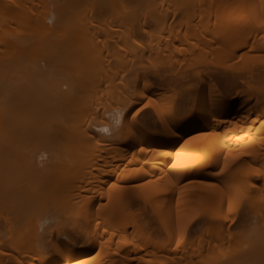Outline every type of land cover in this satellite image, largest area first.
Instances as JSON below:
<instances>
[{"label":"bare ground","instance_id":"1","mask_svg":"<svg viewBox=\"0 0 264 264\" xmlns=\"http://www.w3.org/2000/svg\"><path fill=\"white\" fill-rule=\"evenodd\" d=\"M222 1L0 0V264H264V0ZM212 17L228 32L210 33ZM192 37L189 53L214 42L233 68L225 93L204 80L178 106L140 70L118 106L83 97L113 79L93 75L100 42L134 43L122 59L142 67ZM244 46L259 58L229 61ZM140 101L150 109L132 114ZM85 113L100 121L76 122ZM189 133L200 148L170 162ZM49 206L84 216L45 245Z\"/></svg>","mask_w":264,"mask_h":264},{"label":"rangeland","instance_id":"2","mask_svg":"<svg viewBox=\"0 0 264 264\" xmlns=\"http://www.w3.org/2000/svg\"><path fill=\"white\" fill-rule=\"evenodd\" d=\"M168 1V0H167ZM228 0H223L222 2L227 3ZM221 2V0H220ZM229 2H232L231 0ZM167 3V2H166ZM168 6V3L166 4ZM136 15L138 16V21L136 25L138 28L142 27L144 17H145V10L144 8L140 9L138 12H136ZM194 20L196 18H193ZM216 18L212 17L208 22V31L210 33H217V32H228L229 28V23L227 21L225 22H218V20H215ZM193 20V21H194ZM176 24L177 27L179 26V21L177 22L175 19V22L173 21V24ZM172 24V25H173ZM176 25H173L176 27ZM174 27V28H175ZM129 29V26L126 25V27H122L121 29H118L119 32L122 31H127ZM182 29H184V26H182ZM213 30V31H212ZM194 38H190L187 42L184 44L181 43L180 41H177L174 44L171 43L166 46L165 50L161 54H155L154 56L150 57L149 60L144 61L143 66L138 62L131 63L127 59L124 61L122 59V55L125 53L124 49L127 48V50L130 51L131 46L134 43H130L123 48H121V43H116V42H110L109 44L104 45L102 42L99 43V46L96 47V53L92 55L93 59H100L103 61L102 65L99 70H96L93 72V75L96 77H101V78H106V77H113V79H109V81L104 82L102 85L101 91L97 88L90 89L84 93V98L90 103V105H94L97 101H106L110 102L113 105H119L123 102L122 95H123V88L125 87L126 84L128 83H133L135 74L138 71H146L150 79L155 85H158V90L156 91H151L150 96L154 97H161V100H168L169 102H175L179 105H185V104H192L195 103L196 97H195V91L196 88L200 85V83L204 80L210 81L219 91L222 93L226 92V85L229 80V78L232 75L231 70L233 71L232 67H228L230 70H228L225 65L219 64L218 63V52L219 48L216 47V43L214 42H209L207 44H201L200 47L196 48V52L194 54L189 53L188 51L191 50L192 48V41ZM217 48V50H216ZM249 48V49H248ZM215 50L218 51L215 53ZM244 50H248V54L243 55L246 52ZM256 49H251L248 46L242 47L240 50L236 51L235 54L233 55V58L229 61H235L240 59V61H248L249 58L251 57V54ZM217 54V55H216ZM258 54V51H257ZM257 54H254L255 58H259ZM250 55V57H249ZM256 55V56H255ZM217 56V57H216ZM260 56V55H259ZM249 57V58H248ZM254 57L250 58L255 59ZM248 58V60H247ZM262 58V57H261ZM260 58V59H261ZM219 59H221L219 57ZM223 59V58H222ZM222 59L219 61L221 62H226L222 61ZM173 60V61H171ZM218 60V61H217ZM169 61L174 64V70L172 72V75H174V79H166L161 76L160 69L164 67ZM228 61V60H227ZM228 61V62H229ZM250 61V60H249ZM238 62V61H235ZM258 62V61H256ZM170 63V62H169ZM224 64V63H223ZM230 64V63H229ZM228 66H232L235 64H230ZM76 70V72H75ZM72 72H69L65 76H68L67 80L71 81L73 84L76 83L77 85L74 87L78 86V79L80 75L84 72L81 69L76 68ZM82 72V73H81ZM62 73H67V72H62ZM71 74V75H70ZM64 75V74H63ZM87 75V73H86ZM85 72L82 76H86ZM239 75V74H236ZM72 76V77H71ZM240 77L237 79L238 83L243 79L245 80L248 78L247 73H244L243 75H239ZM80 77V78H81ZM63 83L65 82V79L62 81ZM65 84V83H64ZM76 92L78 90L75 88ZM74 92V91H73ZM81 94V93H80ZM86 102L83 101V107H85ZM86 108V107H85ZM147 109H150L149 107H144V101H140L138 103H135L131 107V113L134 114L136 112L142 113L143 111H146ZM83 121L85 125L87 124H92L95 125L100 121V117H91L87 113H85L83 116L79 117L76 122ZM192 134H187L185 137H183L178 145L174 148L173 153L171 154L169 161L174 162V159L177 158L180 154H183L186 152L188 149H198L200 148L201 141L198 140L197 142H193L191 139ZM192 141V143H190ZM126 146V143L122 144H117L115 147V150L118 152H123L124 147ZM106 167V166H105ZM113 167V166H112ZM107 168L111 169V166H107ZM105 168V169H107ZM107 170H103V174H105ZM174 176V174H172ZM170 174V176H172ZM172 176V177H173ZM259 183L263 182L262 179H258ZM216 189H219L215 187ZM213 188L212 192H216ZM222 189H219L221 191ZM218 191V190H217ZM213 194V193H212ZM203 200L205 199H200L197 200L198 203H202ZM207 201V199H206ZM205 201V202H206ZM236 211V208L233 209ZM84 212H81L77 208H54L52 206H49L46 210L45 213L42 215V224L46 228L48 232V236L46 237L44 244L49 245L51 240L49 238V234L53 231L54 233L59 230V232L62 234L63 239L70 238L69 233H68V226L76 221H81L83 220ZM0 230L1 233H4L5 230V221L0 220ZM180 233L174 237L177 238L179 237ZM80 238H78L79 240ZM27 241L29 239L24 240L23 245H26ZM197 242V240H196ZM114 246H116L115 243H113ZM95 250L93 251L95 253ZM98 251V250H97ZM96 251V252H97ZM11 264H17V263H11Z\"/></svg>","mask_w":264,"mask_h":264}]
</instances>
